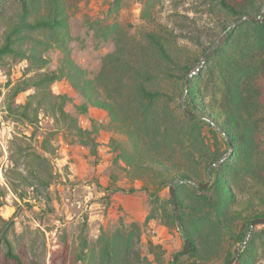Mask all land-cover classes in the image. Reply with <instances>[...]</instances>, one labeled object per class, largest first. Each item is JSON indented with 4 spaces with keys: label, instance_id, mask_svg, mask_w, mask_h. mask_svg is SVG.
Listing matches in <instances>:
<instances>
[{
    "label": "rangeland",
    "instance_id": "obj_1",
    "mask_svg": "<svg viewBox=\"0 0 264 264\" xmlns=\"http://www.w3.org/2000/svg\"><path fill=\"white\" fill-rule=\"evenodd\" d=\"M230 1L237 3V0ZM65 2L69 18L65 39L62 40L63 35H56L54 31H43L37 32L38 42L27 41L30 51L39 49L45 62L19 56L9 57L6 63L0 62V264H16L6 256L8 247L4 233L30 262L52 264V255L61 245H65L71 254H76L84 239L94 247L102 232L112 235L118 229L127 231L132 223L138 225L134 261L138 264H171L174 256L185 247L177 222L164 217L166 210L175 214V204L170 200L171 182L161 185L154 172L139 171L119 156L124 150L130 157L133 147L125 133L113 129L106 111L91 107L88 113L79 116L78 106L84 99L72 88L67 77L56 80L53 90L68 94L66 110L69 116L79 118L83 134L69 117L60 119L59 124L44 112L40 113L38 124L11 117L5 100L10 88L23 80L27 68L31 69L30 74L59 70L67 57L82 66L90 77L97 78L105 57L116 50L118 43L129 47H133L132 43L147 44L144 33L148 31L169 34L168 30L173 29L179 35L180 44L189 47L183 61L188 59L194 63L203 45L210 44L212 30L234 19V15L219 0ZM3 29L4 24L1 32ZM196 36H201L203 45L196 42ZM202 70L201 88L209 87L207 92L211 94L210 71L205 65ZM160 78L157 81L165 94L159 106L169 105L171 117L176 118L175 124L168 123L173 142L167 147L173 146L175 151L164 153V156L171 167L188 169L194 174L192 180L206 182L208 176L204 166L192 167L181 149L190 142L192 135L195 139L200 133L205 148L213 151L219 148L220 152L227 151L226 155L230 151L225 142L227 136L219 129L212 130L207 122L198 121L197 126L194 125L183 105L184 94H180L168 75ZM98 85L103 89L102 84L98 82ZM30 91L20 93L16 103H24ZM185 103L187 106L186 98ZM175 125H181L180 132L179 126ZM150 129L151 141L162 146L164 126H150ZM157 134L158 142L155 140ZM176 134L180 137L177 135L175 140ZM32 151L43 157L25 159L26 154ZM13 157L18 159V169L28 176L29 181H22L11 170L15 166ZM30 168L44 173L47 182L34 177L29 172ZM214 179L215 174H211L210 183ZM181 184H185L184 196L198 192L199 186L188 180ZM248 188L244 198L254 190L250 185ZM255 210L262 213L264 206H255ZM236 226L237 231L244 229V219L238 220ZM257 230H264V224H258L254 228ZM231 244V241H226L219 254L206 259V264H228V251L232 248L235 252L241 243ZM260 250L257 264H264V245ZM202 256L186 253L180 257L179 264L206 258L205 254Z\"/></svg>",
    "mask_w": 264,
    "mask_h": 264
},
{
    "label": "trees",
    "instance_id": "obj_2",
    "mask_svg": "<svg viewBox=\"0 0 264 264\" xmlns=\"http://www.w3.org/2000/svg\"><path fill=\"white\" fill-rule=\"evenodd\" d=\"M219 1L229 9L234 19L214 28L210 44L206 47L202 44L201 36L194 37L197 43L203 45L194 63L188 59L183 61L188 54V46L180 44L179 35L173 29L168 30L169 34L148 31L144 33L147 44L132 43L133 47H129L118 43L116 50L105 57L97 78L90 77L82 66L67 57L59 70H41L30 74L31 69L27 68L23 80L10 88L5 100L11 117L31 124L39 123L41 112L53 117L58 124L60 119L69 117L83 134L79 118L69 116L66 110L68 94L53 90L56 80L67 77L72 88L84 99L78 106L79 116L88 113L91 107L106 111L113 129L125 133L133 147L130 157L124 150L119 156L139 171L154 172L160 184L165 185L179 179L192 180L194 174L188 169L171 167L164 156V153L175 151L173 146L167 147L173 142L168 123L175 124L176 118L171 117L169 105L168 108H160L159 103L165 92L157 80L161 79V75H168L180 94L187 90L186 102L190 110L187 109L194 113L189 117L190 121L196 126L198 121L207 122L212 130H220L227 136L225 142L229 147L230 144L233 146L230 156L218 167L213 164L227 151L205 148L199 132L195 139L192 135L190 142L181 149L192 167L203 165L207 170L211 166V174H215L214 181L206 189L198 187V192L193 191L188 197L182 193L185 184L177 182L179 217L185 236L191 243L188 253L206 255V258L188 264H206V259L219 254L226 241H231L232 246L242 243L251 220L264 216V212H255V206H264V20L256 22L247 19L231 28L225 43L208 58L205 68L211 74V94L207 92L209 87H205V90L201 88L202 69L188 79L186 87L189 74L221 33L243 16L258 18L264 4V0H237L236 4L230 0ZM67 9L65 0H0V62L6 63L11 56L31 57L33 61L45 62L39 49L30 51L31 46L27 41L38 42L37 32L43 31L62 34L64 40L68 34ZM28 90L31 91L26 101L16 103L18 95ZM160 125L164 126L162 146L150 139V126ZM175 126H179L180 132L181 125ZM158 135L155 137L157 142ZM177 135L180 137L176 134L175 140ZM181 138L182 141V135ZM42 157L32 151L26 154L25 159ZM12 160L15 166L11 170L22 181H29L28 176L18 169V159L13 157ZM29 172L43 183L47 182L44 173L32 168ZM249 185L254 190L244 198ZM170 200L175 204L173 198ZM164 217L175 222L176 211L172 214L166 210ZM242 218L245 228L237 231L236 222ZM137 230L138 225L132 223L127 231L118 229L112 235L102 232L94 247L84 239L82 248L76 254H71L65 245H61L52 255V264H138L133 259L137 253ZM263 231L253 230L233 264H257L264 245ZM3 238L8 247L7 258L16 264H36L16 249L7 233L3 234ZM234 255L231 248L226 261L229 263ZM179 262L180 257L175 264Z\"/></svg>",
    "mask_w": 264,
    "mask_h": 264
},
{
    "label": "water",
    "instance_id": "obj_3",
    "mask_svg": "<svg viewBox=\"0 0 264 264\" xmlns=\"http://www.w3.org/2000/svg\"><path fill=\"white\" fill-rule=\"evenodd\" d=\"M264 16V4H263V7H262V12H261V15L258 17V18H253L251 15H246V16H243L241 17L240 19H238L236 22L232 23L226 30L223 31V33L220 35V37L216 40V42L211 46V48L207 51V53L203 56L201 62L197 65V67L189 74L187 80H186V87L188 86V79L193 76L194 74H197L201 71V69L204 67L206 61L208 60V58L216 51V49H218L222 42H223V39L226 38L229 30L231 28H235L237 27L238 25H240L242 22H244L245 20L247 19H251L253 21H260V20H263L261 19V17ZM186 94H187V90L185 91L184 93V98H183V105L185 107V109L188 111L187 109V106H186V103H185V98H186ZM189 114L191 116L194 115L193 112L191 111H188ZM233 151V146L230 144V151L224 156L222 157L218 162L214 163L213 165H218L220 164L222 161H224L225 159H227L231 152ZM207 181L206 182H196L194 180H188L189 182H192L193 184L201 187V188H204L206 189L210 182H211V166L208 167L207 169ZM177 182H184V180L182 179H179V180H175L173 182H171V196L175 202V211H176V222H177V225H178V228L181 232V235L185 241V247L182 251H180L179 253H177L174 258H173V261L171 264H175V261L177 258L183 256L184 254L188 253L191 249V243L189 241V239L185 236V233L183 231V228H182V224H181V221H180V217H179V208H178V199H177V193H176V188H177ZM258 224H264V216H261V217H255L251 220L250 222V226H249V231L247 233V236H246V239L238 246L235 248V255L234 257L230 260V262L228 264H233L235 258L238 256L239 252L245 247V245L248 243L250 237H251V234L254 230V228L258 225Z\"/></svg>",
    "mask_w": 264,
    "mask_h": 264
},
{
    "label": "built area",
    "instance_id": "obj_4",
    "mask_svg": "<svg viewBox=\"0 0 264 264\" xmlns=\"http://www.w3.org/2000/svg\"><path fill=\"white\" fill-rule=\"evenodd\" d=\"M21 67H23V66H22V63H21Z\"/></svg>",
    "mask_w": 264,
    "mask_h": 264
}]
</instances>
